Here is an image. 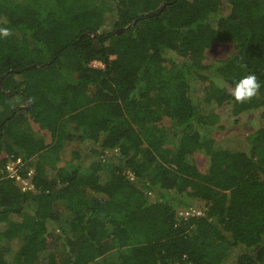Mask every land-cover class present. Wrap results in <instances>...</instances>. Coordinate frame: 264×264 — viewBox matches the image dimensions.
I'll list each match as a JSON object with an SVG mask.
<instances>
[{
    "label": "trees",
    "instance_id": "16d2710c",
    "mask_svg": "<svg viewBox=\"0 0 264 264\" xmlns=\"http://www.w3.org/2000/svg\"><path fill=\"white\" fill-rule=\"evenodd\" d=\"M0 27V264H264V0H0ZM214 42L234 47L206 64ZM247 73L260 88L240 102L212 80ZM225 103L261 109L247 148L213 135ZM73 142L91 148L50 172L42 153ZM184 196L203 210L179 215Z\"/></svg>",
    "mask_w": 264,
    "mask_h": 264
},
{
    "label": "rangeland",
    "instance_id": "374dc122",
    "mask_svg": "<svg viewBox=\"0 0 264 264\" xmlns=\"http://www.w3.org/2000/svg\"><path fill=\"white\" fill-rule=\"evenodd\" d=\"M108 5L111 7L108 12V17L104 25L102 26V30L110 31L113 29V24L115 21V12L113 10V2H109ZM234 44L232 42H214L210 47H208L205 51L204 62L206 64H210L211 62L224 59L227 57L231 51L233 50ZM92 66L95 67H103L104 65L99 61L92 62ZM212 80L221 87H226L229 91H232V86L227 84L225 81L219 78H212ZM19 106L24 107L25 103L21 100L17 99ZM232 105L225 103L221 107L215 110V115L218 116L216 122L213 124L212 132L215 138L218 139H229L236 140L240 143L242 148H247L248 137L257 136V132L262 125L261 118V109L257 110H248L239 115H233L231 113ZM159 126L163 128V138L165 141L164 146L172 148L173 147V135L177 131L176 126L174 125L172 119L163 114L160 122H158ZM32 126L35 130H38L45 138L47 144L52 142V136L49 130L40 129L39 126L32 122ZM91 146L86 144H79L73 142L68 147L65 153L63 152L60 155L55 154V152L44 151L42 153L43 163L45 167L50 170V172H55L58 168L64 167L70 169L73 165H77L79 163V158L74 155V151L76 149L81 150L80 156L81 159L87 154L90 150ZM111 153V152H110ZM6 153L0 154V159L4 158ZM193 159L198 166L200 171L205 172L209 166L208 157L202 153L201 151H195L193 154ZM90 160L86 161V164L89 163ZM23 162L21 160H8L6 168L10 174L17 175L18 171L22 170ZM28 174V173H27ZM33 174V170L29 171V175L27 178L21 179L20 176H16L17 182L19 185L26 188L27 186H31L30 184V175ZM189 206L177 205V211L179 215L189 216L192 214H199L203 208L205 202L192 197L184 196ZM15 219H20L18 216H14ZM19 243L17 241L11 242V251L8 253V259L11 261L13 259V255L15 251L18 249ZM46 253V252H45ZM44 253V254H45ZM14 264H21L17 259Z\"/></svg>",
    "mask_w": 264,
    "mask_h": 264
},
{
    "label": "clouds",
    "instance_id": "9594fccd",
    "mask_svg": "<svg viewBox=\"0 0 264 264\" xmlns=\"http://www.w3.org/2000/svg\"><path fill=\"white\" fill-rule=\"evenodd\" d=\"M10 35V30L7 27H0V39ZM260 83L254 73H247L234 80V86L231 91L233 98L240 102L253 97Z\"/></svg>",
    "mask_w": 264,
    "mask_h": 264
},
{
    "label": "water",
    "instance_id": "95a60500",
    "mask_svg": "<svg viewBox=\"0 0 264 264\" xmlns=\"http://www.w3.org/2000/svg\"><path fill=\"white\" fill-rule=\"evenodd\" d=\"M118 31L121 32L122 31V28H120Z\"/></svg>",
    "mask_w": 264,
    "mask_h": 264
}]
</instances>
